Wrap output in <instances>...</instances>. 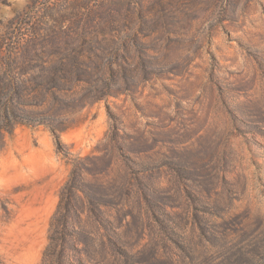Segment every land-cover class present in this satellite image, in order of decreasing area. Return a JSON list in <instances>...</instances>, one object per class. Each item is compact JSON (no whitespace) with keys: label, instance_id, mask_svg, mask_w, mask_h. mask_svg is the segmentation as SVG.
I'll use <instances>...</instances> for the list:
<instances>
[{"label":"rangeland","instance_id":"obj_1","mask_svg":"<svg viewBox=\"0 0 264 264\" xmlns=\"http://www.w3.org/2000/svg\"><path fill=\"white\" fill-rule=\"evenodd\" d=\"M88 1L65 76L57 0H0V264H264V0Z\"/></svg>","mask_w":264,"mask_h":264},{"label":"trees","instance_id":"obj_2","mask_svg":"<svg viewBox=\"0 0 264 264\" xmlns=\"http://www.w3.org/2000/svg\"><path fill=\"white\" fill-rule=\"evenodd\" d=\"M38 2V1H37ZM46 11L40 12L37 15L38 21L44 16H50L52 18L53 14H60V17L55 20L62 24L64 38L67 37L70 41H74L76 43H84L90 47L87 50H83L80 44L77 47L71 56V52H65L62 54L61 57V69L63 73L66 75H71L74 71V68L79 67H88V63H95L98 69H103L104 64L106 61L110 59L109 55H100L98 53L93 52L92 46H98L99 41L95 39L94 36L95 30V19L93 18V14L98 12L97 6L95 4H90L88 0H57L56 3L51 4V6H47L45 8ZM31 17V16H29ZM32 18H36L33 16ZM37 21L35 24L30 26L31 33L23 32L19 36L15 37L14 39L11 38V52L6 53L5 57L8 59L6 62L7 67H14V65H18L29 58H31L33 52L36 50V45L44 44L47 40L43 37L42 34L39 33V29L37 28ZM102 49H106L101 45ZM116 49V48H114ZM119 50L116 49L114 51H110L113 53L117 58H122L119 55ZM93 56H97L98 60L93 61ZM71 57V58H70ZM64 76V77H65ZM61 77V76H60ZM55 80L54 78H52ZM3 90L5 87H1ZM9 120L10 118L7 117ZM20 119H16L17 122H25L31 125L41 124L42 121L36 118L31 117H18ZM11 122V121H10ZM10 125L2 126L11 132V123ZM53 126V125H51ZM56 130V127H52ZM57 132V130L55 131ZM1 150V144H0Z\"/></svg>","mask_w":264,"mask_h":264}]
</instances>
